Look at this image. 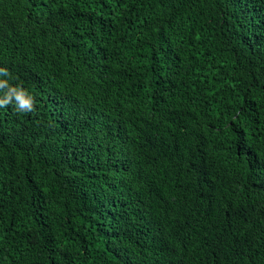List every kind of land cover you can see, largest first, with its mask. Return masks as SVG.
<instances>
[{"label":"trees","instance_id":"obj_1","mask_svg":"<svg viewBox=\"0 0 264 264\" xmlns=\"http://www.w3.org/2000/svg\"><path fill=\"white\" fill-rule=\"evenodd\" d=\"M0 264H264V0H0Z\"/></svg>","mask_w":264,"mask_h":264},{"label":"clouds","instance_id":"obj_2","mask_svg":"<svg viewBox=\"0 0 264 264\" xmlns=\"http://www.w3.org/2000/svg\"><path fill=\"white\" fill-rule=\"evenodd\" d=\"M5 86H7V81L0 80V88H3ZM13 97L17 101L16 107L18 111L20 112L32 111V107H33L32 97L26 91L20 88H10L8 93V98L3 101H0V106L9 103Z\"/></svg>","mask_w":264,"mask_h":264}]
</instances>
